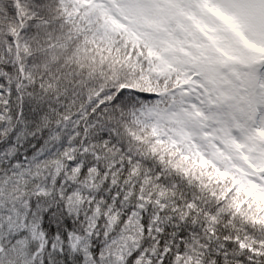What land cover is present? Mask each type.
Returning a JSON list of instances; mask_svg holds the SVG:
<instances>
[{
	"label": "snow or ice",
	"instance_id": "1",
	"mask_svg": "<svg viewBox=\"0 0 264 264\" xmlns=\"http://www.w3.org/2000/svg\"><path fill=\"white\" fill-rule=\"evenodd\" d=\"M0 264H264V0H0Z\"/></svg>",
	"mask_w": 264,
	"mask_h": 264
}]
</instances>
